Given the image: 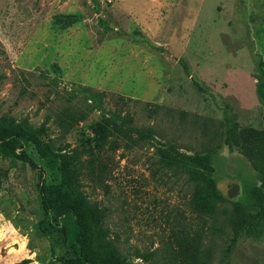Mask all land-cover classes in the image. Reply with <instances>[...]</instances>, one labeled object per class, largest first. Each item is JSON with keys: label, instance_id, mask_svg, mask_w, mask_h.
<instances>
[{"label": "rangeland", "instance_id": "rangeland-1", "mask_svg": "<svg viewBox=\"0 0 264 264\" xmlns=\"http://www.w3.org/2000/svg\"><path fill=\"white\" fill-rule=\"evenodd\" d=\"M64 16L75 20L60 28ZM39 71L57 76L60 89L79 83L137 100L124 107L135 130L114 151L73 160L72 148L92 143L88 124L98 112L62 133L55 117L64 98L47 92ZM113 107L107 98L104 108ZM0 116L13 132L23 130L20 120L47 126L0 143V264L74 257L57 219L45 214L56 208L64 164L102 208L126 264H185L180 242L197 246L198 264L264 263V0H0ZM127 136L136 141L123 149ZM157 146L210 153L223 196L211 215L191 209L190 186L177 172L151 176ZM97 159L107 166L106 187L88 174ZM242 195L248 220L228 253ZM91 248L94 259L105 257Z\"/></svg>", "mask_w": 264, "mask_h": 264}, {"label": "trees", "instance_id": "trees-1", "mask_svg": "<svg viewBox=\"0 0 264 264\" xmlns=\"http://www.w3.org/2000/svg\"><path fill=\"white\" fill-rule=\"evenodd\" d=\"M70 16L59 17L56 23L60 28H66L74 22ZM21 74H32L29 71L19 70ZM36 76L46 85L47 92L53 93L54 98L63 96V105L56 114V121L61 132L65 133L74 124L83 121L93 111L98 112V118L92 120L88 125L94 135L91 144L80 145L71 149V158L79 161L81 155L92 158L94 150L97 152L114 151L120 146L119 138L126 137V133L135 130L133 128V116L124 107L128 102L137 100L124 99L121 95L108 93L90 86L79 83L71 84L68 89L57 87L59 78L48 76L43 71H39ZM24 79L25 77L22 76ZM80 97V102L78 101ZM107 98L114 99L113 109L104 108ZM78 102V103H77ZM48 116L45 117L47 119ZM23 130L12 131L17 126L11 124L10 118L0 116V143L6 139L17 142L26 136L44 134L47 126L41 123L38 127L30 129L25 120H20ZM12 125V126H11ZM226 140L229 141V132L232 124L225 122ZM16 133V135H15ZM264 137V131L259 132ZM114 136V137H113ZM118 137V138H117ZM136 141L131 136L121 146L123 149L130 148ZM264 158V139H263ZM151 176H158L166 170L172 173L177 172L184 177L185 182L190 186L188 203L191 209L200 215H211L216 204L223 199L221 193L216 189L211 179L210 153L203 154H180L171 153L164 146H157L151 154ZM60 178L55 189L54 202L56 208L50 211L45 206L47 218L57 219L66 244L72 250L74 257L66 259L65 264H126L121 254L109 236L108 228L104 221V212L96 201L88 199L85 192L81 189L79 172L69 165H62L59 168ZM107 173L106 163L97 159L92 166L89 177L96 185L106 187L104 176ZM235 212L230 218L231 237L226 246V252H230L236 240L242 235L247 222L248 203L247 198L242 195L235 203ZM47 222V221H46ZM45 222V223H46ZM47 224V223H46ZM96 247L105 257L92 256V248ZM181 262L185 264H198L201 257L197 246L192 242L178 243ZM31 260L23 258L15 264H28ZM264 264V263H260Z\"/></svg>", "mask_w": 264, "mask_h": 264}]
</instances>
